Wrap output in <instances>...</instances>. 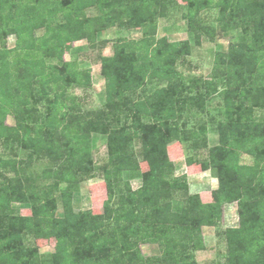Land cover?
<instances>
[{"label":"trees","instance_id":"16d2710c","mask_svg":"<svg viewBox=\"0 0 264 264\" xmlns=\"http://www.w3.org/2000/svg\"><path fill=\"white\" fill-rule=\"evenodd\" d=\"M185 1L197 46L216 28L241 30L239 41L216 55L212 81L180 72L191 41L157 37L159 19L178 0H0V264H199L205 227L226 240L223 264H264V0ZM207 9L218 10L217 26L203 23ZM116 27L143 36L119 39L114 54L102 57L105 105L83 113L70 90L90 87L91 71L65 55ZM153 81L160 86L131 99ZM216 96L223 98L219 120L212 119L218 143L208 148L200 121ZM93 134L107 137L100 168ZM175 141L208 149L198 164L218 180L211 202L190 193L186 175H175L168 150ZM244 154L251 165L241 163ZM188 163L196 164L195 156ZM97 170L109 211L78 215L74 197ZM234 203L239 225L223 229L224 207ZM15 205L29 206L31 215ZM30 237L56 238L54 253L44 257ZM142 245L160 254L146 257Z\"/></svg>","mask_w":264,"mask_h":264},{"label":"rangeland","instance_id":"374dc122","mask_svg":"<svg viewBox=\"0 0 264 264\" xmlns=\"http://www.w3.org/2000/svg\"><path fill=\"white\" fill-rule=\"evenodd\" d=\"M169 15L160 18L158 21V38L167 37L171 42L191 41L192 52L183 61L179 62L180 72L188 78H199L205 81L213 80V71L215 67L216 55L220 52H227L229 46L233 42L239 41L241 30L232 31L228 35L223 33L219 28L213 37L205 36L202 38L201 44L197 46L194 36L189 32L188 21L183 15L186 13V1L178 0L176 5H170ZM96 10L90 11V15H95ZM218 16L217 9H207L202 13L203 23L207 27L217 26L216 19ZM143 32L140 29L111 28L98 36V39L91 45L88 41L82 40L73 44L72 50L65 55L66 61H76L81 69H89L91 71L92 85L87 88L74 87L70 90L71 94L80 100L81 111L88 113L100 110L105 105V89L106 82L102 76L101 59L103 56H112L114 54L115 43L119 39L138 40L142 38ZM16 42L14 36L7 41L8 47L13 48ZM160 84L153 81L138 92L130 93L131 99L143 97L150 94ZM223 107V98L214 97L208 104L207 114L203 116L200 123L206 124L207 144L208 148L214 147L218 143V134L216 131V123L212 119L219 120V112ZM44 107H42L43 109ZM44 110V109H43ZM7 124L15 125L12 116L7 117ZM195 123H192L194 125ZM93 160L97 168L103 167L107 163V137L100 134H93ZM189 143L181 144L180 142H172L168 146L169 155L174 162L176 176L186 175L190 185L191 194H200L204 202L212 201V192L218 187V180L210 171L200 170V161L208 155V149H199V151L190 150ZM137 150L139 143H136ZM2 146L0 145V153ZM189 156H195L197 163L190 165L188 163ZM199 163V164H198ZM241 163L251 165L253 159L249 155H242ZM142 170L148 171L146 163L142 162ZM40 164L34 169H39ZM133 188L140 187V181L132 183ZM22 215H31V209L27 205H15ZM109 202L105 182L103 180V172L97 170L94 178H89L81 182L79 192L74 197V209L76 214L81 215L85 210H92L94 214H104L109 211ZM62 215V209L58 214ZM239 225V216L237 204H227L224 207V218L221 224L223 229L236 228ZM222 229V230H223ZM206 249L197 252L196 258L199 264H223L226 259L227 245L224 237L218 235V231L214 227H205L203 229ZM29 242L37 245L40 253L44 257H48L55 251L57 239H34L29 238ZM142 251L146 257L157 256L160 254L159 247L156 245H142Z\"/></svg>","mask_w":264,"mask_h":264}]
</instances>
